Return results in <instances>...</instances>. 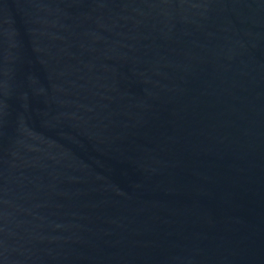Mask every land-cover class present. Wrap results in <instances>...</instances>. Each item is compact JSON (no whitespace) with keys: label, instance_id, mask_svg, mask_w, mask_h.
<instances>
[{"label":"water","instance_id":"95a60500","mask_svg":"<svg viewBox=\"0 0 264 264\" xmlns=\"http://www.w3.org/2000/svg\"><path fill=\"white\" fill-rule=\"evenodd\" d=\"M0 264H264V0H0Z\"/></svg>","mask_w":264,"mask_h":264}]
</instances>
